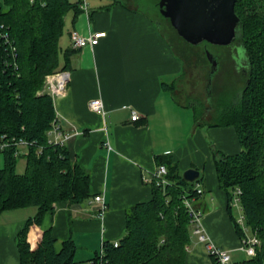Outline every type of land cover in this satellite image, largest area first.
I'll list each match as a JSON object with an SVG mask.
<instances>
[{"label": "crops", "instance_id": "obj_1", "mask_svg": "<svg viewBox=\"0 0 264 264\" xmlns=\"http://www.w3.org/2000/svg\"><path fill=\"white\" fill-rule=\"evenodd\" d=\"M87 3V11L78 4V12L65 14L59 47L61 60L65 55L69 59L68 80L53 103L67 136L65 147L89 174L88 197L82 203H56L32 229V240L49 230L56 251L71 239L76 247L73 264H92L104 241L123 236L126 210L151 198L152 186L144 177L155 170V157L169 155L180 173L194 168L201 179V193L192 204L207 240L190 238L185 264H214L207 243L226 249L234 259L242 250L241 238L213 158V147L224 154L241 150L234 128L199 120L177 98L182 58L147 11L124 0H106L97 8ZM73 30L82 35L104 31L105 36L92 47H74L69 36ZM94 98L102 100L104 113L90 109ZM132 111L136 120L130 118ZM3 162L2 157L0 168ZM96 195L103 203L93 199ZM36 211V206H27L0 213V264H20L17 233Z\"/></svg>", "mask_w": 264, "mask_h": 264}, {"label": "trees", "instance_id": "obj_2", "mask_svg": "<svg viewBox=\"0 0 264 264\" xmlns=\"http://www.w3.org/2000/svg\"><path fill=\"white\" fill-rule=\"evenodd\" d=\"M79 1L0 0V25L16 46L19 73L0 83V135L27 141L22 173L16 170L17 146L12 144L0 150L4 159L0 168V213L37 207L17 233L20 264L75 262L76 247L71 239L65 240L56 251L49 230L36 242L30 233L42 224L46 213L53 212L56 203H82L88 197L86 169L71 158L64 144L50 141L48 131L56 117L53 99L47 93L38 94L46 74L68 68V56L62 60L60 57L59 39L65 14L70 9L78 12ZM234 9L240 19L235 40L226 46L209 45L221 47L218 52L221 67L224 62L232 66L233 61L236 69V60L240 59L241 65L243 60L244 86L235 100L215 110L214 120L209 124L233 127L239 140L241 150L235 154H224L213 147L217 179L227 195V210L236 233L243 237L231 206L234 192L239 189L244 227L259 239L255 256L246 263L264 264V0H236ZM168 28L183 47H194L170 24ZM218 73L216 70L211 87ZM163 87L170 86L163 83ZM187 105L198 118V107L194 103ZM155 158L157 166H165L168 183L162 186L152 180L151 198L126 210L125 232L118 246L104 241L102 261L96 255L92 264H185L191 222L184 198L193 201L198 197L201 191L196 186L201 179L184 180L169 155Z\"/></svg>", "mask_w": 264, "mask_h": 264}, {"label": "built area", "instance_id": "obj_3", "mask_svg": "<svg viewBox=\"0 0 264 264\" xmlns=\"http://www.w3.org/2000/svg\"><path fill=\"white\" fill-rule=\"evenodd\" d=\"M79 7L84 11H87V1L80 0ZM104 36V31H94L89 33L88 35H82L76 30L70 32V40L74 47H83L86 45H90L92 47L98 44L100 38ZM11 75H19L16 46L8 31L3 27V25H0V83L2 80L7 79V76L9 77ZM67 80L68 73L66 71H57L54 73L46 74L44 77V85L42 89L38 91V94L47 93L53 99V97L63 94ZM89 107L91 110L97 113L102 114L105 111L103 102L100 98L92 99L89 102ZM130 118L131 120H136L138 118L137 112L132 111ZM48 135L51 138L50 141L54 143L64 144V139L67 136L63 133L60 124L57 122V117H55V120L52 123V127L48 131ZM12 144L17 146L18 149L16 150L15 154L19 155V147H25L27 141L21 138L18 140L12 138L9 140L5 137V135H0V150L5 149ZM166 174L167 170L165 166L158 165L150 176L144 177V181L147 183H151L154 179L157 185L165 186L168 183V180L165 177ZM196 187L199 191H201L199 185H197ZM239 192V189L235 190V195L232 198L231 206H236L241 212L238 199ZM93 199L97 202L103 203V197L100 195L94 196ZM192 202V199L184 198V203L188 209L191 222L190 238L195 235L201 241H206V235L204 234L203 228L201 226L200 212L193 206ZM236 222L242 228V231L244 233L243 237L241 238V248L248 256V259H250L256 254V248L259 245V239L254 233L249 232V230L244 227L243 216L238 214ZM118 242V240L112 241L113 246H118ZM103 246L104 244L102 243L97 253V257H99V262H101L104 257ZM186 248L188 249V246ZM206 248L209 257L212 259L214 264H247L246 260H234L226 249L218 247L212 243H207Z\"/></svg>", "mask_w": 264, "mask_h": 264}, {"label": "rangeland", "instance_id": "obj_4", "mask_svg": "<svg viewBox=\"0 0 264 264\" xmlns=\"http://www.w3.org/2000/svg\"><path fill=\"white\" fill-rule=\"evenodd\" d=\"M89 5H94L98 7L106 3V0H87ZM133 4H139L145 11H147L148 17L155 24L161 32H164L167 39L173 43V47L176 51L181 54L184 58L183 63V76L181 77L180 83L177 85V98L183 103H194L200 110V116L198 119L201 121L214 120L215 110L217 108L225 107L230 104L236 97L240 94L243 86L244 80L242 78L241 70L234 69V63L231 64L224 62L222 67L220 65L219 73L217 74L214 85L210 89V93H207L206 85L208 81V75L211 69V64L206 58V50L212 54H218L221 50L210 46L207 48L204 44L194 46L190 49L183 47L181 43L174 40L173 32L168 28V24L158 13L156 7L157 0H124ZM145 4L155 5V8H148ZM149 13V14H148ZM213 54V55H214ZM241 54H239V58ZM240 60V59H239ZM244 65L243 60L241 61ZM193 114L195 111L192 109ZM199 115V114H198ZM216 149V148H215ZM20 154L16 157L17 165L16 170L19 173L24 171L25 165V153L26 148L23 146L19 147ZM2 154L0 153V160L2 159ZM236 218L238 214L242 216V213L236 206H233ZM244 222V219H243ZM191 231V227H190ZM235 260H247L248 256L243 250L239 251L237 256H234Z\"/></svg>", "mask_w": 264, "mask_h": 264}, {"label": "water", "instance_id": "obj_5", "mask_svg": "<svg viewBox=\"0 0 264 264\" xmlns=\"http://www.w3.org/2000/svg\"><path fill=\"white\" fill-rule=\"evenodd\" d=\"M236 0H159L160 13L167 18L176 33L187 43L196 46L205 41L211 45L226 46L237 35L240 22L234 5ZM211 64L206 85L210 93L213 75L217 70V59L206 50ZM199 177L194 168L185 169L182 178L193 182Z\"/></svg>", "mask_w": 264, "mask_h": 264}, {"label": "flooded vegetation", "instance_id": "obj_6", "mask_svg": "<svg viewBox=\"0 0 264 264\" xmlns=\"http://www.w3.org/2000/svg\"><path fill=\"white\" fill-rule=\"evenodd\" d=\"M139 5V4H138ZM148 8H155V5H156V7H157V9H158V13H159V15L162 17V19L163 20H165L167 23L166 24H170V22H169V20L167 19V18H164L162 15H161V13H160V7H159V0H157V2H156V4L155 5H153V6H151L150 4H145ZM201 44H204L205 46H207V48L209 47V43L208 42H205V41H203V42H201L200 44H198V45H201ZM211 45V44H210ZM197 46V45H196ZM216 48V47H215ZM218 50L219 49H221V47L220 48H217ZM208 50V49H207ZM214 54V53H213ZM214 56H215V58L217 59V71L219 70V67H220V59L218 58L219 57V55L218 54H214ZM233 60H234V62H235V58H233ZM236 63H237V69H239V70H241V71H244L245 72V70H244V68L242 67V65L240 64V62H239V60L237 61L236 60Z\"/></svg>", "mask_w": 264, "mask_h": 264}]
</instances>
